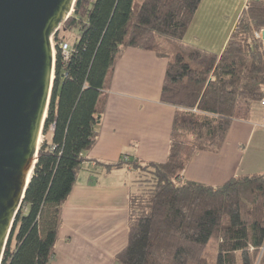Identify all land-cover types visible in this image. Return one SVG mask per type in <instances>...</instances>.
Instances as JSON below:
<instances>
[{
  "label": "trees",
  "instance_id": "16d2710c",
  "mask_svg": "<svg viewBox=\"0 0 264 264\" xmlns=\"http://www.w3.org/2000/svg\"><path fill=\"white\" fill-rule=\"evenodd\" d=\"M201 0H75L55 33L54 78L37 160L0 264H49L60 206L97 138L105 82L127 47L167 57L161 100L175 106L164 162L119 160L136 172L119 264H264V172L219 186L183 178L198 151L217 152L234 119L264 98V0H247L220 54L182 47ZM60 40V41H59ZM63 41V40H62ZM25 207L26 212L22 211Z\"/></svg>",
  "mask_w": 264,
  "mask_h": 264
},
{
  "label": "crops",
  "instance_id": "0c3cea01",
  "mask_svg": "<svg viewBox=\"0 0 264 264\" xmlns=\"http://www.w3.org/2000/svg\"><path fill=\"white\" fill-rule=\"evenodd\" d=\"M246 3L201 0L182 47L220 54ZM167 63V57L135 47L124 49L115 61L105 82L97 138L60 206L49 264H119L115 256L127 243L128 197L136 189V172L126 164L108 165L121 159L166 160L176 109L161 100ZM254 138H264V107L259 102L250 104L247 118L232 121L217 152L196 151L183 178L219 186L231 177L264 172L243 165L245 150Z\"/></svg>",
  "mask_w": 264,
  "mask_h": 264
},
{
  "label": "water",
  "instance_id": "95a60500",
  "mask_svg": "<svg viewBox=\"0 0 264 264\" xmlns=\"http://www.w3.org/2000/svg\"><path fill=\"white\" fill-rule=\"evenodd\" d=\"M74 2L0 0V262L37 160L54 78L51 37Z\"/></svg>",
  "mask_w": 264,
  "mask_h": 264
},
{
  "label": "rangeland",
  "instance_id": "374dc122",
  "mask_svg": "<svg viewBox=\"0 0 264 264\" xmlns=\"http://www.w3.org/2000/svg\"><path fill=\"white\" fill-rule=\"evenodd\" d=\"M62 26H63V22L60 25L59 30L56 32L57 33V38L59 36V37H61V39L63 41H66L68 43L73 42L76 39V37L78 36V34H79V29L77 27H75V28H70V29H67V30L64 31L62 29ZM256 35H257V37L260 38V40L262 41L263 46H264V41L261 38V32L256 33ZM52 42H53V44L55 42L53 36H52ZM55 52L56 51H55V44H54V54H55ZM259 103H260V101H259ZM261 106L264 107V105H261ZM42 140H43V135L41 133L40 136H39V144H40V142ZM250 147L251 148H249V149L247 148L245 150V156L242 159L243 165H245V164L248 165V166L249 165H253L252 166L253 167L252 170L253 169H258V168H259V170L264 169V160L261 159V155L264 153V138L263 139L254 138L252 143H251V145H250ZM257 157H258V159H257V162H256L255 160H256ZM244 171H246V170H244ZM255 171H257V170H254L252 172H255ZM25 209L26 208L23 207L22 211L26 212Z\"/></svg>",
  "mask_w": 264,
  "mask_h": 264
},
{
  "label": "built area",
  "instance_id": "2783aa9c",
  "mask_svg": "<svg viewBox=\"0 0 264 264\" xmlns=\"http://www.w3.org/2000/svg\"><path fill=\"white\" fill-rule=\"evenodd\" d=\"M90 1H91V0H90ZM72 11H73V8H72L71 11L67 14V16L65 17L64 21H66V20L71 16ZM64 21H63V22H64ZM61 24H62V23H61ZM58 30H59V28L53 33L52 36H54L55 33H56ZM58 38L61 39V37H59V36H58ZM51 42H52V37H51ZM54 44H55V42H54ZM54 44H53V42H52V45H53V46H54ZM59 46H60L61 51H62V57H63L64 59H66V58L68 57V55H69V52H70V49H71V45H70L68 42H66V41H62V39H61V41L59 42ZM53 52H54V48H53ZM260 104H261V105H264V98H262V99L260 100Z\"/></svg>",
  "mask_w": 264,
  "mask_h": 264
}]
</instances>
